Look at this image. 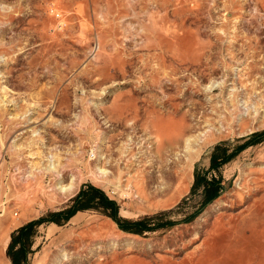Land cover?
I'll return each mask as SVG.
<instances>
[{
	"label": "rangeland",
	"instance_id": "374dc122",
	"mask_svg": "<svg viewBox=\"0 0 264 264\" xmlns=\"http://www.w3.org/2000/svg\"><path fill=\"white\" fill-rule=\"evenodd\" d=\"M12 256L264 264V0H0Z\"/></svg>",
	"mask_w": 264,
	"mask_h": 264
},
{
	"label": "bare ground",
	"instance_id": "6f19581e",
	"mask_svg": "<svg viewBox=\"0 0 264 264\" xmlns=\"http://www.w3.org/2000/svg\"><path fill=\"white\" fill-rule=\"evenodd\" d=\"M195 155H189L185 161H183V166L181 167V171H180V177H182L183 179H185L188 176L189 173V167L190 164L192 162V159ZM99 171V170H98ZM100 174V173H99ZM62 189L67 190L69 192L67 193H73L74 194V190L76 189L73 185H62L60 186ZM62 191V190H61ZM241 199V198H240Z\"/></svg>",
	"mask_w": 264,
	"mask_h": 264
},
{
	"label": "trees",
	"instance_id": "16d2710c",
	"mask_svg": "<svg viewBox=\"0 0 264 264\" xmlns=\"http://www.w3.org/2000/svg\"><path fill=\"white\" fill-rule=\"evenodd\" d=\"M219 146H216V148H218ZM202 180H204V185L206 186H208V185H210L211 184V182L210 181H208V180H206L205 178H203ZM198 183V180H197V177H195V179H194V183H193V186H195L196 184ZM104 200L106 201V202H110L111 203V201L107 198V197H104ZM34 223V221H30V222H28V223H26V224H24V225H22V226H20L19 228H18V231H22V230H25V229H27V228H29V227H31V225ZM10 245V244H9ZM12 262H13V264H15L16 262H15V259L13 258V256H12Z\"/></svg>",
	"mask_w": 264,
	"mask_h": 264
}]
</instances>
